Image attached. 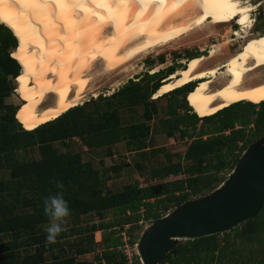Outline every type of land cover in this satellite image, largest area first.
<instances>
[{"label": "trees", "instance_id": "1", "mask_svg": "<svg viewBox=\"0 0 264 264\" xmlns=\"http://www.w3.org/2000/svg\"><path fill=\"white\" fill-rule=\"evenodd\" d=\"M23 43L24 38L11 25H0V264H48L42 255L49 253L53 245L46 242L42 230L48 223L43 198L60 191L56 182L64 184V199L71 211L68 221L77 223L85 215L99 219L85 229L88 237L80 239L76 252L89 254L100 246L101 253L93 257L95 264H110L111 260L114 264L113 256L119 258L117 264H125L121 249L124 243L119 235L122 231L128 238L127 244L132 246L139 223L154 222L163 212L211 192L225 179L219 175L231 171L247 144L264 134V101L232 104L206 117L194 112L190 105L196 85H184L160 97L165 100L161 125L166 128L167 138L177 133L178 138L190 142L175 162L166 157L165 165L146 170V175L160 180L169 175L186 177L145 187L133 183L104 195L105 180L98 171L89 162H81L78 155L58 153L54 144L63 145L64 141L78 137L88 150L106 147L107 156L111 155L109 147L120 142L130 153L145 154L147 140L154 130L148 122L157 113L154 101L160 99L154 98V94L168 76L183 67L172 64L154 73L144 72L127 80L108 97L92 100L89 110L85 108L87 103L77 105L52 121L28 129L18 119L26 103L23 94L16 90L20 102L17 106L3 103L15 91L14 82L19 81L25 67V62L13 55ZM192 57L188 54V59ZM158 61L161 64L162 57ZM135 107H141L139 120L121 126L117 111L124 109L132 114ZM196 127L199 130L195 132ZM33 148L38 152V160H26L25 154ZM152 150L149 154L155 152ZM181 161L189 165L182 167ZM106 215L110 216L105 220ZM85 231L66 229L56 241ZM94 232H101L99 242L93 241ZM221 236L219 240L212 236L182 241L159 264H219L227 257L226 264H237L236 259L245 254L248 257L240 264H249L254 257L263 258L264 205L256 217ZM27 247L38 248L36 255L24 254ZM52 260L50 264H92L74 263L71 258ZM133 264H139L137 257Z\"/></svg>", "mask_w": 264, "mask_h": 264}, {"label": "bare ground", "instance_id": "2", "mask_svg": "<svg viewBox=\"0 0 264 264\" xmlns=\"http://www.w3.org/2000/svg\"><path fill=\"white\" fill-rule=\"evenodd\" d=\"M255 9L246 0H0V25L24 38L13 52L25 62L19 77L25 81L16 88L26 100L19 119L35 128L80 105L97 65L98 73L111 74L195 32L216 40L213 30L235 19L239 28L168 76L157 98L196 81L192 107L205 116L241 101H264V75L251 76L264 68V34L247 35ZM235 42L237 49L229 50Z\"/></svg>", "mask_w": 264, "mask_h": 264}, {"label": "rangeland", "instance_id": "3", "mask_svg": "<svg viewBox=\"0 0 264 264\" xmlns=\"http://www.w3.org/2000/svg\"><path fill=\"white\" fill-rule=\"evenodd\" d=\"M251 5H255L256 9L249 14L250 22H251V29L248 31L247 35L251 38V40L257 39L258 36H261L264 32V0H246ZM260 4L259 6H257ZM234 22V23H233ZM8 24V23H7ZM237 26V27H236ZM240 26V22L238 19L232 21L230 25H225L222 23L220 26L216 27L213 31L217 36H223L227 31L236 30ZM195 32V31H194ZM192 32V33H194ZM264 34V33H263ZM205 33L199 34L194 33L190 34L188 38H179L174 40L170 43L165 44L162 47L155 48L148 54L144 56H139L135 58L133 61L125 65L123 68L115 70L111 74H100L97 72L98 65L91 69L92 77L95 78L91 85H89L86 91L83 94V98L79 102L80 105L87 103L85 105L86 110H89V106L91 105L92 100L97 99V97H108L112 93L116 92L127 80H131L136 76L141 75L142 73H151L152 69L162 70L169 65H179L180 67L185 68L188 62V54L193 55L194 57L200 55H206L209 51L211 45L218 44V39H205ZM215 37V36H213ZM236 37H234L235 39ZM220 43V42H219ZM233 44L229 50L234 51L237 49L239 44L237 42L231 43ZM206 47V48H205ZM204 49V52L201 51ZM14 55V54H13ZM158 57H162V63L159 64ZM193 58V57H192ZM191 59V58H190ZM150 61V64L147 65L145 61ZM257 75H264V68L253 72L251 76ZM25 79H20L19 81L16 80L14 82L15 91H11L9 96L4 99L3 103L17 106L19 105L16 88L22 84ZM194 81H192L193 83ZM194 84H197L196 82ZM89 90V91H88ZM94 94V95H93ZM94 96V97H93ZM193 97V96H192ZM190 97V105L192 106ZM154 98H157L156 93L154 94ZM151 99V97H150ZM153 99V98H152ZM50 100V97L49 99ZM155 107L157 109L156 115L152 117V119L148 122L150 129H154L153 132L149 135L147 140V148L145 149V154H140V152L130 153L128 152L126 146L123 142L111 145L110 151L111 155L107 156L105 154L106 147H97L92 150L86 149L85 146L82 145L80 139L78 137L72 138L70 141H64V144L55 143L54 148L60 154H65L69 152L72 155H78L81 162H89L93 169L98 171V175L101 179H104V187H103V194L106 193H116L125 185H131L133 183H137L139 187H145L148 185H154L161 182H168L174 181L179 179H184L186 175L179 174L177 176L169 175L164 179L158 178H149L146 175V170L151 168H157L166 164V157H170V162H175L177 160L176 156H182L187 144L190 142L188 139H180L177 136V133H174L173 138H167L165 131L166 128H163L161 125V121L165 119L164 117V104L165 100L160 98L155 100ZM253 102V101H250ZM100 102L99 104H102ZM258 103V102H257ZM191 109V108H190ZM193 109V107H192ZM194 111V110H193ZM118 117L120 119L121 126L128 125L131 123L137 122L139 119V114L141 113V107H135L134 113L129 114L124 109L118 110ZM192 113V112H191ZM200 113V112H199ZM196 116V115H195ZM18 117V116H17ZM197 117V116H196ZM199 117V116H198ZM19 119V117H18ZM20 121V119H19ZM24 124L25 127L28 129L33 128L27 125L26 123L20 121ZM200 125V123H198ZM198 127H196V131H198ZM247 132V131H246ZM261 136H256L253 138L251 143H248L246 147L250 144L259 141L260 139L264 138V134H260ZM205 137H203L204 139ZM237 146H240L238 143ZM153 149V150H152ZM155 151L153 154H149L150 151ZM243 153V152H242ZM38 152L35 148L30 149L25 154V159L29 160H38ZM182 167H187L189 163L185 161H181ZM139 167V169L137 168ZM118 169L117 171H111V169ZM229 173V170L223 171L219 176L226 177ZM206 193V192H205ZM206 195V194H204ZM199 197V196H198ZM194 197L192 199H196ZM190 199V200H192ZM173 209H169L166 212H163V216L167 213L172 211ZM110 215H106L104 219H108ZM162 216V217H163ZM99 221L97 216L94 215H85L79 218V222L74 223L68 221L67 225L65 226L66 229L70 230H77L81 229L85 231V229L91 224V222L97 223ZM152 223V222H151ZM149 223V224H151ZM147 222L139 223V231H136L135 237L138 239L140 233L145 229L148 225ZM126 227V226H125ZM44 227L42 228V230ZM44 231V230H43ZM45 232V231H44ZM101 232H94L93 233V241L99 240L101 237ZM88 237V234L85 232L83 233H76L69 239H60L55 243H52L53 247L49 253H45L42 255L44 263H52L53 257H57L59 260L65 261L67 258L73 259L74 263H82V262H92L93 257L99 255L101 253V247L95 246L93 252L89 254H78L76 251L80 246V239H85ZM216 238L219 240L222 238L221 235H217ZM123 239V238H122ZM180 243V242H179ZM255 248L258 247L256 243L253 244ZM36 247H27L25 248V253L27 256H33L37 253ZM122 254L126 255V262L125 264H133L136 260V250L132 245H126V247H121ZM22 255V253H21ZM226 255V253H225ZM238 257V255L236 256ZM247 255L245 254L244 257L237 258V264L243 262L244 259H247ZM257 260L254 257L251 263L249 264H264V256ZM114 264H117L119 260L118 257L113 256ZM138 259V257H137ZM228 257L226 259H221L219 264H226ZM101 264H105L104 261H101ZM112 263V260L110 261Z\"/></svg>", "mask_w": 264, "mask_h": 264}, {"label": "water", "instance_id": "4", "mask_svg": "<svg viewBox=\"0 0 264 264\" xmlns=\"http://www.w3.org/2000/svg\"><path fill=\"white\" fill-rule=\"evenodd\" d=\"M242 152L215 189L143 229L135 247L140 264H159L179 242L222 235L257 216L264 205V138Z\"/></svg>", "mask_w": 264, "mask_h": 264}, {"label": "clouds", "instance_id": "5", "mask_svg": "<svg viewBox=\"0 0 264 264\" xmlns=\"http://www.w3.org/2000/svg\"><path fill=\"white\" fill-rule=\"evenodd\" d=\"M195 82L196 81H194L193 83H195ZM190 83H192V82H189L187 84H190ZM187 84H185V85H187ZM241 102H245V101H241ZM241 102H238V103H241ZM206 117H208V116H206ZM55 186L60 191H57L55 194H50V195L43 198V210H44L46 217L48 218V223L44 226L43 230L46 233V242L50 243V244L55 243L56 238L63 231L66 230L65 226L67 225L68 218L71 215V211L69 209L68 202L64 199V194H63L64 184H63V182H56ZM136 241H137V239L135 240V242L133 244L134 248L136 247ZM125 257H126V255H125Z\"/></svg>", "mask_w": 264, "mask_h": 264}, {"label": "built area", "instance_id": "6", "mask_svg": "<svg viewBox=\"0 0 264 264\" xmlns=\"http://www.w3.org/2000/svg\"><path fill=\"white\" fill-rule=\"evenodd\" d=\"M126 228H127V226H126V227L124 226V229H126ZM119 235H120V237H121L122 242L124 243L123 247L125 248L126 245H128V244H127V240H128V238L125 236V234H124L123 231H122ZM122 238H123V239H122ZM99 240H100V239H99ZM99 240H97V241H95V242H98Z\"/></svg>", "mask_w": 264, "mask_h": 264}]
</instances>
